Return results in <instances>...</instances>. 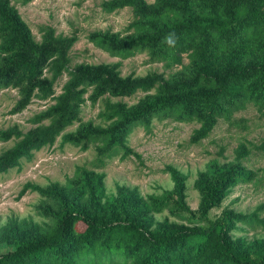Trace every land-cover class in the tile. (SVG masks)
<instances>
[{"label": "trees", "instance_id": "obj_1", "mask_svg": "<svg viewBox=\"0 0 264 264\" xmlns=\"http://www.w3.org/2000/svg\"><path fill=\"white\" fill-rule=\"evenodd\" d=\"M11 1L0 0V90L18 87L16 110H21L34 97L49 98L55 80L64 72L69 78L56 103L34 118L40 125L28 131L17 126L0 129L1 140L16 139L0 153V173L19 167L23 157L54 145L59 137L61 146L69 143L83 149L103 141L101 154L110 155L119 145L128 150L125 142L130 122L154 110L182 109L178 118L200 120L202 127L194 141L206 137L220 117H230L232 109L252 102L264 111V0H112L107 7L110 11L135 7L138 17L131 25L133 32L120 37L99 31L90 39L114 56L146 51L153 59L182 63L188 54L194 65L176 81L160 76L123 77L118 64L71 68L69 50L76 39L56 35L49 27L44 29L42 41H37ZM154 86L158 90L155 99L129 107L107 103L110 128L89 121L77 131H66L79 120L89 89V99L97 102L106 94L132 95ZM45 120L48 124H42ZM171 171L181 189L179 176L172 167ZM242 174L239 167L223 174L218 185L205 191L208 201L217 203ZM95 178L94 173L85 171L90 205L97 198ZM28 190L59 199L61 212L44 235L16 238L6 245L9 249L0 252V264H264V255H242L233 246L229 215L208 227L177 228L154 236L137 220L119 218L102 206L79 207L65 199L58 188L27 182L20 196Z\"/></svg>", "mask_w": 264, "mask_h": 264}, {"label": "rangeland", "instance_id": "obj_2", "mask_svg": "<svg viewBox=\"0 0 264 264\" xmlns=\"http://www.w3.org/2000/svg\"><path fill=\"white\" fill-rule=\"evenodd\" d=\"M112 0H12L32 36L42 41L44 29L56 35L74 37L69 50L71 68L118 64L123 77L160 76L176 81L185 76L194 62L185 54L182 63L156 60L144 51L129 57L114 56L97 46L90 35L109 32L126 37L133 32L137 19L133 5L110 11ZM149 3L155 0H147ZM1 43V41H0ZM48 67L45 68V76ZM69 74L64 72L53 86V94L43 100L34 97L29 105L16 110L20 99L18 87L0 90V129L17 126L22 131L35 128L36 115L56 103ZM157 87V86H156ZM137 90L132 95L106 94L93 102L91 89L85 93L80 118L66 131H77L89 121L108 129L112 120L105 115L107 103H124L128 107L142 100L155 99L158 90ZM177 110L151 111L130 122L126 146L101 154L103 141L92 142L87 149L74 144L34 150L23 157L19 167L0 173V252L16 238L42 236L51 229L61 212L60 200L37 191H20L27 182L45 188H58L63 197L79 207L102 206L117 217L137 220L146 233L158 236L173 229L208 227L214 221L231 219L229 232L233 246L242 255H264V111L249 102L232 109L230 117H220L206 137L194 141L201 129L197 119L178 118ZM105 115V116H104ZM48 120L42 124H48ZM16 139H0V153L14 145ZM179 176L180 189L172 176ZM239 167L242 178L229 185L215 204L205 191L218 185L225 173ZM85 171L94 173L97 198L90 205V185ZM100 179V180H99ZM93 183V181L91 180ZM95 184V183H93ZM107 208V209H106ZM109 209V210H108Z\"/></svg>", "mask_w": 264, "mask_h": 264}]
</instances>
